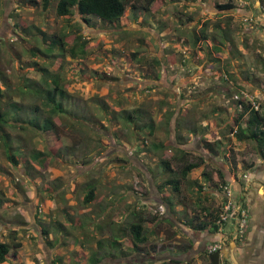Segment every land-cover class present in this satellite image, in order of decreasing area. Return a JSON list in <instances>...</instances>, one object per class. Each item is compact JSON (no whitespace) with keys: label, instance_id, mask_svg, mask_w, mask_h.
<instances>
[{"label":"rangeland","instance_id":"rangeland-1","mask_svg":"<svg viewBox=\"0 0 264 264\" xmlns=\"http://www.w3.org/2000/svg\"><path fill=\"white\" fill-rule=\"evenodd\" d=\"M56 1L43 10L42 0H0L1 103L16 102L23 118H35L27 112L35 104L41 109L36 114L46 115L43 98L33 92L44 67L66 82L69 114L78 115L52 116L54 131H34L20 120L5 124L21 155L20 167H13L0 146V241L11 242L9 231L16 227L21 246L0 264H169L189 244L177 237L178 228L172 233V222L151 220L164 217L158 198L170 194L157 190L170 174L161 160L177 153L170 145L189 149L192 161L199 154L209 160L200 139L229 138L232 154L224 161L236 180L261 169L254 164L255 142L225 132L241 112L235 93L255 95L264 108V0H157L148 10L134 2L116 22L91 16L90 24L78 14L58 16ZM228 2L232 8H218ZM50 31L79 34L88 53H44L50 40L43 32ZM217 42L220 50L213 47ZM247 119L239 125L244 128ZM36 152H42L41 164L33 159ZM213 157L181 178L179 191H171L175 202L186 208L199 202L195 177L205 170L214 174L223 160ZM91 187L93 198L85 201ZM219 193L217 212L224 202ZM233 196L239 199L235 191ZM139 217L147 238L135 248L126 227ZM183 262L208 264L202 253Z\"/></svg>","mask_w":264,"mask_h":264},{"label":"trees","instance_id":"trees-1","mask_svg":"<svg viewBox=\"0 0 264 264\" xmlns=\"http://www.w3.org/2000/svg\"><path fill=\"white\" fill-rule=\"evenodd\" d=\"M157 0H57L54 5L55 13L58 16H64L69 17L70 14H78L82 20L86 24H90L91 22V16L97 17L102 22H108L113 23L116 22L120 17L123 16L125 13L126 7L130 3H139L141 7L145 10L150 9L151 5ZM29 2H32L34 4L39 3V0H29ZM49 0H42L41 8L43 10H46L48 7ZM232 3H223L219 4L218 8L221 10L230 9L232 8ZM231 19L230 17H228ZM227 34L224 33L222 35L223 38H226ZM49 38L50 43L46 48H44V53L51 54L58 56L59 58H63L65 56H70L71 58L76 57H84L87 51V45L85 40L80 39V35L78 34H68L67 32H43V39L46 40ZM197 39V37H196ZM71 42V43H70ZM222 42H217L214 44L215 50H220V45ZM58 45V51L56 53H53L52 47ZM35 49L30 51L31 54L36 55L37 51H34ZM133 55L135 56L136 53L134 52ZM158 62V60H157ZM264 67V64H263ZM41 70L43 71V76L41 78V84L34 85L33 92L36 95H40L41 98H43V101L41 100V105L43 106V109L48 108L49 110H46V115L42 117L39 116V114H36L38 111H41L39 106L37 104L35 105H28L27 106V112H31L35 118L32 119V117L23 118L18 114V110L21 109V106L17 105L14 101H9L5 103H1V96H2V90H0V146L3 148L4 153L6 154L7 161L13 166V167H20L19 166V159L17 158V155H21V151L14 149L12 145V141L10 138V135L5 132L4 126L6 123H8L11 120L24 122L27 124L25 127H30L31 129L40 130V131H54L56 124L54 120H52V116H58L59 119L67 118L71 115L73 117H77L78 115L76 113H71V106L72 103L69 102V94L66 91V82L63 81V79L60 77L59 74L50 72L48 68L42 67ZM2 78H5L3 75L0 76V83L5 85ZM34 82V81H32ZM28 84V83H26ZM242 88V87H241ZM10 97V96H9ZM260 103V108L261 102ZM233 104L235 108H240L241 112L237 114V118H234L233 122L235 123L234 126L229 127L228 131L225 133L229 135L228 133H232L238 141L243 139H249L251 141H254L256 144V151H258V155L264 159V108H261V110H252L244 100H233ZM4 106V108H2ZM135 111V110H134ZM77 115V116H76ZM244 115H248V119L246 120V126L243 128L239 125L238 121L241 119ZM42 117V118H41ZM134 116L132 114H126L125 120L127 119L128 122L131 121ZM78 118V117H77ZM79 120V119H78ZM91 125V124H90ZM7 126V125H6ZM23 128V127H21ZM152 130V128L150 129ZM234 131V133H233ZM203 140V141H202ZM231 143V140L229 138L226 139L225 142H222L221 140H215L213 142H209L204 140L203 138L200 139V145L202 152H204L207 155H211L212 158H216L213 156H221L223 160H230L231 157V149L226 150L227 146ZM164 146L163 144H160V147ZM155 147L156 144H155ZM170 147H178L177 153L170 154L169 158L165 160H161V165L164 168V170L168 171L170 174L166 176V180L164 182L160 183L157 186V190L162 192L163 190H166V192H169L170 194H166L162 192L164 198L162 196L160 197L163 202L161 204L164 207V213L161 214L162 216H153L154 222L158 219H162L163 221H170L167 217V212H170L171 216H176L174 213V204H173V197L171 191L173 193H177L179 191V186L181 183V178H185L186 175L192 171L194 168H197L200 163L207 162L205 159V156L203 154H199L198 161H192L189 159V149L186 147H180L179 145H170ZM49 148V147H48ZM50 153L53 152V148H49ZM228 153V154H227ZM42 154V152H36L33 153V159H36L41 164V159H39V156ZM57 155V154H54ZM201 161V162H199ZM199 162V163H198ZM172 165H176L178 167L177 174L179 173L180 176H177L175 173V170L173 169ZM252 166V165H251ZM250 166V167H251ZM215 174V180L214 174H211L209 171H203L201 178H204L205 182H212L210 185L208 184V187L217 189L221 191V186L223 183H226V178L223 172V169L220 167H213V171ZM200 179L197 178L195 180L196 186L198 188V192L200 195H202L203 188L202 184L199 183ZM170 187V189L168 188ZM53 189V188H52ZM172 189V190H171ZM93 198V187H91L87 194H85V201H89ZM200 196H198L197 200L199 202H195L193 215L190 219L191 227L197 231L201 230H214L219 231L221 228V225L217 223L218 220V212L217 209L215 211L213 208L207 205V200L202 205L201 200H199ZM168 210V211H167ZM160 214V215H161ZM133 215L138 216L137 213H134ZM166 215V216H165ZM138 221L131 222L127 228V231L129 235L132 237V246L135 248L139 247V244H142L146 241L145 238L146 235L143 232V226H142V219L139 217L137 219ZM161 220V221H162ZM160 221V220H159ZM158 221V222H159ZM18 222V220H17ZM19 223V222H18ZM102 226H98V230L101 229ZM124 228V229H126ZM248 228V227H247ZM122 229V230H124ZM17 231L18 229L16 227H12V229L9 231V236L11 237V242H3L0 241V263H3L7 259V254L10 252V250L13 248H18L21 246V243L17 240ZM97 231V230H96ZM100 231V230H99ZM44 233H47L46 230H44ZM153 233L149 231V236ZM115 240V239H114ZM98 246L101 247V240L96 241ZM130 248V247H129ZM132 248V247H131ZM187 247H184L182 250L187 251ZM203 255L207 257L208 264H211L208 258V253L205 249L201 252ZM153 255L150 253L149 261L153 259ZM169 264H181V258L180 257H173L168 259ZM95 263V262H94Z\"/></svg>","mask_w":264,"mask_h":264},{"label":"crops","instance_id":"crops-1","mask_svg":"<svg viewBox=\"0 0 264 264\" xmlns=\"http://www.w3.org/2000/svg\"><path fill=\"white\" fill-rule=\"evenodd\" d=\"M231 148L232 146L228 145L226 150ZM207 156L210 160H207V162H212L211 155ZM226 161L229 162L230 160L227 159ZM256 161L254 163L255 166L260 165L261 169L257 167L258 170L256 168L253 174L247 177L246 175L248 173L245 174L246 178L243 177V174L241 179L238 180L230 173L224 160L218 163V167L223 169L227 180L226 182L232 184L231 186L235 191V196L239 197V199H237L238 202L245 207L248 213V228L245 236H243V239L240 241L236 238L234 221H228L219 231H197L193 229L190 224V219L193 215L192 210H194V207L186 208L173 200L174 209L172 210H174L177 216L173 219L168 217L170 221H163V223L170 222V225L172 222L173 225L171 226L174 228L172 233H175L177 230L176 228H178L179 234H177V237H184V242L189 243L187 245V251L182 253V255L180 254L182 263H184L183 261L187 262L189 257L198 256L209 244L220 243L219 264H224L223 259L227 261V263L229 261V264H264V159L258 155ZM201 171L202 168L199 173H201ZM200 177L201 174H198L195 178ZM213 179H216L215 176ZM199 183L202 184L203 188L202 195L199 198L201 204L203 205L207 200V205L211 208H215L213 205L219 207L222 203L219 190L208 187V184L210 185L212 182H205L204 178L201 179ZM196 189L198 190L197 187ZM158 200L163 202L161 198H158ZM195 205L194 203V206Z\"/></svg>","mask_w":264,"mask_h":264},{"label":"built area","instance_id":"built-area-1","mask_svg":"<svg viewBox=\"0 0 264 264\" xmlns=\"http://www.w3.org/2000/svg\"><path fill=\"white\" fill-rule=\"evenodd\" d=\"M233 97L235 100H244L247 104H249L252 110H261L259 100L257 97H255V95H250L248 92L240 90L238 93H235ZM221 191L224 202L222 207H220V211L218 212L217 223L223 227L228 221H234L236 238H243L248 227L247 210L233 196L234 191L231 187V183H223L221 186ZM220 247V243H211L205 247V250L208 254H210L214 251H220Z\"/></svg>","mask_w":264,"mask_h":264},{"label":"water","instance_id":"water-1","mask_svg":"<svg viewBox=\"0 0 264 264\" xmlns=\"http://www.w3.org/2000/svg\"><path fill=\"white\" fill-rule=\"evenodd\" d=\"M211 264H219L220 253L219 251H214L208 255Z\"/></svg>","mask_w":264,"mask_h":264}]
</instances>
